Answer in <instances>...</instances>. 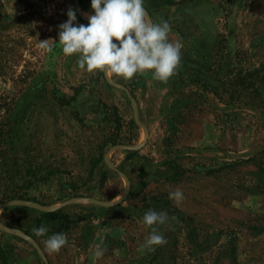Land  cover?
Wrapping results in <instances>:
<instances>
[{
    "label": "rangeland",
    "instance_id": "374dc122",
    "mask_svg": "<svg viewBox=\"0 0 264 264\" xmlns=\"http://www.w3.org/2000/svg\"><path fill=\"white\" fill-rule=\"evenodd\" d=\"M78 6L94 11L91 0ZM144 7L183 43L174 75L190 83L169 100L189 99L167 131L153 130L150 71L88 72L63 53L67 11L88 23L74 0H0V264H45L41 253L48 264H264V0ZM177 187L179 205L169 199ZM149 209L168 220L146 226ZM60 210L68 221L32 231ZM152 227L165 244L143 246ZM57 232L67 243L48 252Z\"/></svg>",
    "mask_w": 264,
    "mask_h": 264
},
{
    "label": "clouds",
    "instance_id": "9594fccd",
    "mask_svg": "<svg viewBox=\"0 0 264 264\" xmlns=\"http://www.w3.org/2000/svg\"><path fill=\"white\" fill-rule=\"evenodd\" d=\"M92 14L87 24H77L74 9L67 11V21L59 25V43L66 55L78 54V66L88 72L101 70L124 79L150 71L153 79L167 81L181 62V41H171V26L166 20L153 22L144 7V0H91ZM48 40H41L47 48ZM183 191L177 187L169 192V199L177 205L183 200ZM146 226L164 224L168 220L165 211L149 209L143 215ZM37 235L48 232L46 226L34 227ZM165 236L152 227L143 246L165 244ZM67 243V237L57 232L45 240L48 252H59ZM102 254L98 252L97 255Z\"/></svg>",
    "mask_w": 264,
    "mask_h": 264
},
{
    "label": "crops",
    "instance_id": "0c3cea01",
    "mask_svg": "<svg viewBox=\"0 0 264 264\" xmlns=\"http://www.w3.org/2000/svg\"><path fill=\"white\" fill-rule=\"evenodd\" d=\"M78 1L79 0H74L75 2V7L76 4L78 5ZM79 7V6H78ZM80 13L81 15L83 14V11L85 12V14L90 15L92 13H90L89 11H87L84 8H80ZM86 16V15H85ZM87 19V18H86ZM182 72L181 70H178L177 73L174 75H172L167 81H159V80H155V91H157L160 95L158 97V107H159V119L155 122L154 129L156 131H167L168 128L167 126V121H171L172 115H175L176 109L182 108L185 105L183 104L185 100H188L189 98L186 97L185 100H182L181 98L179 99V101H181L178 104V102L174 103V101L172 102V100H169V97L171 95V91L173 92L174 89L173 87L177 85V88H179V90H184L183 86H186L188 83H190L186 77L181 76ZM177 75V76H176ZM165 85L168 86L169 89L165 90ZM187 103V101H186ZM177 105V107H176ZM187 105V104H186ZM188 108V107H186ZM173 113V114H172ZM169 119V120H168ZM182 122V121H181ZM142 123V122H141ZM183 123V122H182ZM143 124V123H142ZM143 126V125H142ZM148 132H151V128L148 127ZM151 135V133H149ZM148 134V137L150 139V135ZM144 141H146L145 139L143 140L142 143H144ZM146 143V142H145ZM129 181V179H127ZM129 185L127 188V194L129 195V193L131 192V182L129 181Z\"/></svg>",
    "mask_w": 264,
    "mask_h": 264
},
{
    "label": "trees",
    "instance_id": "16d2710c",
    "mask_svg": "<svg viewBox=\"0 0 264 264\" xmlns=\"http://www.w3.org/2000/svg\"><path fill=\"white\" fill-rule=\"evenodd\" d=\"M137 154H138V152H131L129 154V157H134ZM11 199H14V198L11 197ZM21 199H23V198H21ZM22 201H24V200H22ZM25 201H35V200H33L31 198H27V200H25ZM2 202H3V200H2ZM4 202H7V200H5ZM41 219L44 220L43 223L41 222ZM41 219L37 220L38 225L48 224V223L55 222V221H68L69 220V218L63 213L62 210L57 211V212L42 213ZM23 233H25L31 239L37 241V237L35 235H32L27 231H25Z\"/></svg>",
    "mask_w": 264,
    "mask_h": 264
},
{
    "label": "water",
    "instance_id": "95a60500",
    "mask_svg": "<svg viewBox=\"0 0 264 264\" xmlns=\"http://www.w3.org/2000/svg\"><path fill=\"white\" fill-rule=\"evenodd\" d=\"M76 9H77L78 13L81 15L80 10H79V7H78L77 4H76ZM82 17H83V16H82ZM83 18H85V17H83ZM85 19H86V18H85ZM86 20H88V19H86ZM125 90H126V89H125ZM127 93L130 95V93H129L128 90H127ZM136 122H137L138 125L142 126V123H141L139 120L136 119ZM109 167H110L112 170H114V171H116V172H119V170H117L114 166H111L110 164H109ZM119 173H120V172H119ZM6 205H9V204H6ZM23 234H24V233H23ZM24 236H26L27 238H29V239L32 241V243H33V245H34V248H35L36 250H38V251L40 250V248H39V244H38L35 240L31 239V238L28 237L26 234H24ZM41 256H42V258L44 259L45 264H48V261H47L46 256H45L43 253H41Z\"/></svg>",
    "mask_w": 264,
    "mask_h": 264
}]
</instances>
